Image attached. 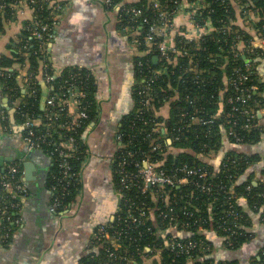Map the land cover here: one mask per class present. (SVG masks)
<instances>
[{
  "label": "trees",
  "instance_id": "1",
  "mask_svg": "<svg viewBox=\"0 0 264 264\" xmlns=\"http://www.w3.org/2000/svg\"><path fill=\"white\" fill-rule=\"evenodd\" d=\"M180 1L162 0V3L172 10ZM154 2L110 0L106 6L115 9L123 3L118 11V24L124 29L135 23L138 25L132 14L123 10L125 7L142 8L144 14L154 20ZM205 2L206 6L194 15L195 22L207 26L203 36L191 41L187 37L189 27H178L174 31L173 42L181 50L176 59L161 54L158 47L161 37L157 36L152 45H148L145 41L148 31L133 28L140 36L136 49L141 53L136 58L135 104L118 130L121 137L120 140L117 137L114 161V181L121 195V208L114 222L102 224L111 237L119 241L120 247L105 239L96 241L93 243L95 250L84 257L81 264H149V261L153 264H239L236 260L215 257L207 232L216 230L226 237L229 249H238L249 241L252 224L250 215L240 204L242 198L264 218V180L255 183L254 175L243 179L257 158L229 147V144H257L264 133V125L259 118V111L264 107V83L257 61L259 57L264 58V47L254 43L258 38L264 39V0ZM58 4L64 6L65 2L0 0V38L6 33L7 24L16 19L18 11L20 13L19 8L33 14L32 18H26L21 23L17 52L0 56V70L4 73L0 76V101L1 96L9 97L12 116L23 126L24 138V123L29 116L47 122L46 106L43 109L41 105L44 91L41 78L46 73H54L45 49L51 36L43 30V36L36 37L34 30L57 21V14L62 11L55 7ZM248 18L252 26L250 29L240 22L247 23ZM252 29L256 30V36ZM16 63L20 64L21 70L33 74L28 86L20 69L15 68ZM74 75L80 78V86L87 92L85 106L88 116L72 131L53 125L60 123L61 119L52 120V125L37 127L38 133L50 135L51 142L43 143L40 151L52 159L48 174L51 190L54 185L62 186L63 182L62 160L54 152L52 143L65 140L67 135L76 138L78 148L69 161L77 176L66 190L60 191L65 193L60 207L62 212L76 201L81 191L82 170L88 157L85 133L99 114L94 77L87 70H65L63 75L53 80V92L59 90L65 79ZM237 96H243L245 102L237 100ZM231 98L234 100L231 101ZM1 108L8 117L0 118V129L12 131L10 110ZM243 108L256 115L249 127L246 125L248 114L243 113ZM192 116L210 121L202 124L192 121ZM66 119L63 114L62 120ZM168 138L173 140L172 143H168ZM155 146L158 149L155 150ZM227 148L229 150L225 152ZM221 152L226 154L217 167L214 158ZM124 159L127 164L121 173L118 164ZM145 159L170 175H181L186 168L200 171L186 184L167 186L161 190L150 187L143 192L139 187L140 177L136 174ZM10 166L19 168L16 179L25 184L20 159L10 161L5 167L0 166V209L6 208L7 214L13 217L8 220L0 215L2 234L8 232V238L18 228L14 219L20 218V208L14 207L13 203L24 199L20 198L18 191H9L1 185L2 177ZM122 176L127 179V187L121 182ZM128 211L137 217L136 221L128 217ZM234 211L239 213L238 218H235ZM175 231H181L182 235L178 236ZM176 240L194 241L195 247L187 254L172 250L168 243ZM147 246L151 249L148 250ZM254 264H264V249L261 258L254 260Z\"/></svg>",
  "mask_w": 264,
  "mask_h": 264
},
{
  "label": "crops",
  "instance_id": "2",
  "mask_svg": "<svg viewBox=\"0 0 264 264\" xmlns=\"http://www.w3.org/2000/svg\"><path fill=\"white\" fill-rule=\"evenodd\" d=\"M64 2L47 43V61L55 76L67 69L89 71L94 77V95L99 106L98 117L85 133L88 157L82 170V188L76 201L63 212L51 210L53 193L48 174L52 159L38 149H28L22 133L24 128L12 116L9 97L1 96L0 105L10 110L13 130L0 129V156L6 159L4 167L10 161H22L28 193L22 201L20 223L12 237L4 239L0 227V264H81L82 259L95 250L92 240L97 227L114 222L121 208V195L114 181V161L118 130L135 104L137 47L130 34L119 27L117 7L107 8L104 0ZM17 13L0 38V56L17 52L21 23L33 15L26 9ZM240 22L246 29L252 27L250 19L247 23ZM177 26L190 27V20L180 16ZM251 32L256 36L255 29ZM254 43L264 47L261 38ZM257 61L264 83V58L259 57ZM14 66L20 69L21 76L25 74L19 63ZM41 80L43 93L47 91L48 96L50 85L43 77ZM259 118L264 125V107L259 111ZM229 147L257 158L243 179L254 175L255 183L264 180V133L257 144H229ZM225 152L215 156V166H219ZM30 162L33 168L27 167ZM240 204L250 215L252 237L249 241L238 249H229L226 239L216 230L207 232V236L215 257L236 260L239 264H254L264 249V218L261 212L252 210L245 198Z\"/></svg>",
  "mask_w": 264,
  "mask_h": 264
},
{
  "label": "built area",
  "instance_id": "3",
  "mask_svg": "<svg viewBox=\"0 0 264 264\" xmlns=\"http://www.w3.org/2000/svg\"><path fill=\"white\" fill-rule=\"evenodd\" d=\"M26 1V0H25ZM106 3H110V0H107ZM123 5V3L121 4ZM121 5L117 6L118 11L121 9ZM19 8V5H15ZM206 6L205 0H182L180 1L177 6L170 10L166 6L163 5L162 0H155L153 4V8L156 10V18L154 20H151L150 17L146 16L144 14V10L142 8L137 7H125L123 10L126 11L128 14H132V17L135 19V22H138V25L135 23L134 26H127L123 30L129 34L133 33L134 38L132 39V42L135 45H138L140 43V36L139 34L133 30V28L138 27L139 29L145 28V30L148 31L147 36H145V41L148 45H152L155 38L157 36L161 37V41L159 42V49L161 51V54L164 57H175V59L181 55V50L176 47L173 38V31L178 28L177 26V19L181 16H185L190 20V27L188 28L187 37L192 41L195 39L200 38L205 33V30H207V26H202L195 22L194 15L199 12L202 8ZM57 9L63 10V5L58 4L55 6ZM21 11V9L19 8ZM24 11V9H22ZM58 12V11H57ZM57 21H54L52 25H41L40 29L34 30V35L36 37H42L43 36V30L48 31L50 33V36H52L51 32L54 30V24ZM132 35V34H131ZM264 42V39H262ZM48 43V41H47ZM47 49V47L45 48ZM63 71L59 73L58 76L63 75ZM4 73L0 70V76H2ZM23 77L25 78V85L28 86L31 78L33 77V74H29L25 71V74H23ZM44 80L48 81L50 85L49 93L46 100V109L47 114L45 120L47 122H44L40 119H35L32 116H29L25 120V127H26V138L25 144L28 147L29 150H40L43 143L51 142V140L48 138L50 135L49 133H38L37 127L40 126H47L52 125L54 121H58L61 119L60 123L53 124L60 129H67L68 131H72V129L80 126L83 123V119H85L88 114L86 111L85 101H86V95L87 92L80 86L82 85V81L79 77L76 75L71 76L70 78H67L64 80V82L59 86L58 91L55 90V86L53 84V80L56 78L55 73H46L43 76ZM31 86V85H30ZM237 100H241L245 102L246 99H244L243 96H237ZM231 101L234 100V98L230 99ZM236 110H240L238 107H236ZM243 113L248 114V124L247 127L251 125L250 121L255 118V114L252 113L248 109H242ZM66 115V121L62 120V115ZM8 115L5 113L4 110L0 107V118L6 119ZM199 121L202 124H207L210 120L202 117L192 116V121ZM120 134H118V138L120 140ZM65 140L62 141H55L53 142L54 146V152H57L59 156L61 157V163L60 166L62 168V176H63V182L62 186L59 187V184L54 185L52 187V207L51 210L55 213H61L60 207L63 205V198L65 193L60 192L62 190H66L67 186L71 185L72 181L76 178L77 173L73 171V166L71 165L69 159L70 157H73L77 150V143L76 138L73 136L67 135L65 137ZM169 140L172 139L168 138ZM154 149H158L157 146L154 147ZM52 152V153H54ZM127 164L126 159L123 161H119L118 166L120 167V172H123V169L125 168ZM199 169L194 168H186L185 170H182V174H168L163 170H160L157 168V166L151 162L149 159H145L143 161V165L139 167L138 173L136 174V177H140V184L139 187L142 189L143 192H146L150 187H156L158 190H161L164 187H174V186H180L183 184H186L190 182V178L193 175H196L199 173ZM19 172V168L17 166H10L8 169V172L6 175L2 177L1 185L4 189H7L9 191H18L17 193L21 197H25L28 193L26 185L21 182L20 180L16 179V175ZM15 179V180H14ZM126 177L122 176L121 182L127 187L126 184ZM65 183V184H64ZM64 184V185H63ZM206 188V186H203ZM250 188V186H249ZM163 195V194H162ZM22 205L21 201H17L13 203V206L16 208H20ZM235 218H238L239 213H236L234 211ZM0 215L1 217L6 216L8 220L13 219V217L10 214H7V209L2 208L0 209ZM167 216V214H165ZM128 217L132 219V221H136L137 217L134 216L132 211H128ZM14 221L19 224L20 218L14 219ZM107 227L104 225H101L97 227V230L95 232V235L93 237L92 243H95L96 241L99 242L102 239H105V241H112L113 244L119 248L120 243L116 239L112 238L110 233L106 229ZM175 234L178 236H181V231H175ZM9 236L8 232H3L2 237L4 239H7ZM226 238V237H224ZM228 238V237H227ZM168 245L171 246L172 250H176L179 252H185L190 253V251L195 247L194 241H188L183 242L181 240H176V242H172L171 244L168 243ZM147 249L150 250L151 248L147 246Z\"/></svg>",
  "mask_w": 264,
  "mask_h": 264
},
{
  "label": "water",
  "instance_id": "4",
  "mask_svg": "<svg viewBox=\"0 0 264 264\" xmlns=\"http://www.w3.org/2000/svg\"><path fill=\"white\" fill-rule=\"evenodd\" d=\"M154 60L157 61V57H154ZM46 100H47V91H45V92L43 93L42 100H41V105H42V108H43V109H44L45 106H46ZM169 142L171 143V140H169ZM5 160H6L5 157L0 156V166L4 167V165H5ZM27 167H28V168H33L34 165H33L32 162H30V163H27Z\"/></svg>",
  "mask_w": 264,
  "mask_h": 264
},
{
  "label": "rangeland",
  "instance_id": "5",
  "mask_svg": "<svg viewBox=\"0 0 264 264\" xmlns=\"http://www.w3.org/2000/svg\"><path fill=\"white\" fill-rule=\"evenodd\" d=\"M131 34H132V35H131ZM131 34H130V38L134 36L133 33H131ZM131 40H132V39H131ZM133 45H135V44L133 43ZM136 46H137V45H136ZM137 54H141V53L137 52Z\"/></svg>",
  "mask_w": 264,
  "mask_h": 264
}]
</instances>
